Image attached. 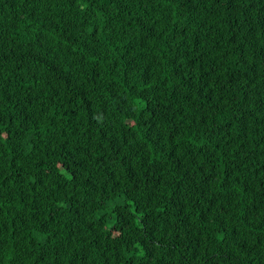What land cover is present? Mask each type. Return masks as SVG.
Listing matches in <instances>:
<instances>
[{"label": "trees", "instance_id": "1", "mask_svg": "<svg viewBox=\"0 0 264 264\" xmlns=\"http://www.w3.org/2000/svg\"><path fill=\"white\" fill-rule=\"evenodd\" d=\"M0 264H264V0H0Z\"/></svg>", "mask_w": 264, "mask_h": 264}]
</instances>
